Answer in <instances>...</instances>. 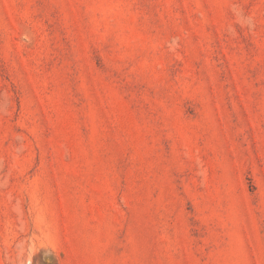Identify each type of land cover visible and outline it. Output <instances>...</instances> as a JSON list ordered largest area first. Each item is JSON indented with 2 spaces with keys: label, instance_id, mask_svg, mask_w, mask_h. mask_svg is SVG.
I'll list each match as a JSON object with an SVG mask.
<instances>
[{
  "label": "rangeland",
  "instance_id": "obj_1",
  "mask_svg": "<svg viewBox=\"0 0 264 264\" xmlns=\"http://www.w3.org/2000/svg\"><path fill=\"white\" fill-rule=\"evenodd\" d=\"M0 264H264V0H0Z\"/></svg>",
  "mask_w": 264,
  "mask_h": 264
}]
</instances>
